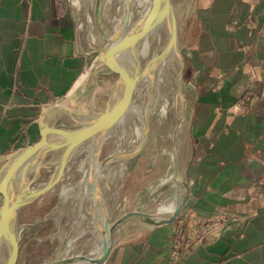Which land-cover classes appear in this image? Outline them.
Returning a JSON list of instances; mask_svg holds the SVG:
<instances>
[{
    "label": "crops",
    "instance_id": "0c3cea01",
    "mask_svg": "<svg viewBox=\"0 0 264 264\" xmlns=\"http://www.w3.org/2000/svg\"><path fill=\"white\" fill-rule=\"evenodd\" d=\"M198 3L199 33L182 78L188 153L180 218L244 220L229 218L216 240L182 247L176 258V221L140 229L115 244L105 264H264V198L251 197L264 178V0ZM81 39L66 0H0V180L9 155L38 142L44 124L61 127L62 102H79L74 111L82 113L105 110L119 76Z\"/></svg>",
    "mask_w": 264,
    "mask_h": 264
},
{
    "label": "rangeland",
    "instance_id": "374dc122",
    "mask_svg": "<svg viewBox=\"0 0 264 264\" xmlns=\"http://www.w3.org/2000/svg\"><path fill=\"white\" fill-rule=\"evenodd\" d=\"M66 1L76 13L78 28L82 35V43H84L87 49H89L88 51L90 52L92 57L97 60L96 54L103 45V37L98 32L94 19V10L90 7V2L88 3L89 0H80V6L78 9L74 6V3H79V0ZM104 2L105 0H102V11ZM171 3L175 12L178 27V37L175 50L176 54L180 57V62L177 63V66L176 64H173L171 66V69L168 71L167 77L169 76V82L167 83L169 85L167 96L170 101L173 99V96L176 93L175 77H177L182 63H185L188 48L195 43L197 35L199 33V22L197 20V12L199 8L198 0H172ZM116 6L117 1L114 0L112 3H108L107 9H105V11H109L111 17H115L117 16V14L114 12ZM102 27L106 37H110L115 33V31L109 30L108 20L103 17ZM183 76L184 74L182 75V78ZM181 82L183 88L184 80L182 79ZM120 93L121 90L116 94V96L118 97ZM184 100L187 103L185 96ZM79 106H81L79 105V102H71V99L62 102V105L60 106L62 117L56 123L61 127L66 126L71 128L85 123L82 121V118L72 116L69 112L70 110H76L75 108ZM186 110L187 107H185V111ZM184 119L185 121H183L180 127V130L178 132L179 134H177L176 136V141L171 143V140L166 136L165 131L161 133L157 131L156 128H154L155 120L153 118L150 123V139L147 143L146 148L138 156L128 159L130 163L126 171L120 173L119 170H115L117 169L116 167L119 164L117 163L109 165V169L107 168L108 170L106 169L103 172V178L101 181L102 194L105 197L108 207L109 225L113 226L123 215L132 211L145 213L148 212L150 215L159 216L157 209L165 198L166 189L165 187H161V190H163V197L162 195H160V198L157 197L152 200L153 195L149 193L148 188L150 187L151 183H153V181H155L157 178L164 175L166 172L171 171V161L168 160V162L166 163L161 152L162 148L169 153H171V151L173 152L174 150L177 151L179 176L180 180H183V188L185 190L183 195H186L187 180L184 175V163L188 153V124L185 117ZM169 124L170 122L167 119L165 121V130L169 129ZM118 131V128L115 129L114 135L106 140L102 149L101 156L99 158V163H102L109 156L116 153V141L118 139L117 134L119 133ZM162 136L165 138V140L161 139ZM87 150L88 149L85 148L83 150V154L75 157L73 155L71 157L69 162L70 164L66 168L60 184L54 190L48 192L41 198L35 200L31 204L18 211L16 219L18 230H20L18 264H44L47 261L55 259V257L59 253L60 248L63 245V241L65 242L71 236L75 235L74 232L77 225H79V231H82L79 232V239H76V241L73 243V247L70 249V251H68V253L75 255L81 254L82 256L89 258L93 256L92 254L94 253L95 249L96 235L95 231L93 230L91 221L86 224L81 221V224L80 217L77 215V213L75 214L70 211L73 198L72 195L70 196L69 194V199H67V197V200L65 199L66 201H62V197L59 194L60 189L63 187V185H76L82 180L83 172L84 174H86L88 162H85L83 156L87 152ZM124 150L130 151L127 146L124 148ZM57 153L59 152H49L44 157L43 167L39 171L38 180L31 185L32 188L43 186L52 178L56 169V164L58 162ZM76 159H78V161H76ZM108 161L106 162V164L111 163ZM26 166V168L20 170L16 174L14 181V194L22 192L25 185L33 178V172L36 168V165L32 162L30 164H27ZM45 181L47 182L44 183ZM181 197L179 203L181 201ZM169 215H161V217H167ZM187 215L189 214H186L183 217H186ZM181 216L182 214L180 212L178 219H180ZM140 223L145 224L142 219L133 217L120 224V226H122V229L120 232L114 234V245L125 237L132 236L141 232L139 231L140 229L145 230L147 227H150H145ZM0 252V254L7 258L8 248L4 243L0 244ZM63 256V254L59 255V257L61 258H65ZM67 256L68 255H66V257ZM79 262L87 263L83 260H78V263ZM0 264H2V262ZM68 264H75V262Z\"/></svg>",
    "mask_w": 264,
    "mask_h": 264
},
{
    "label": "water",
    "instance_id": "95a60500",
    "mask_svg": "<svg viewBox=\"0 0 264 264\" xmlns=\"http://www.w3.org/2000/svg\"><path fill=\"white\" fill-rule=\"evenodd\" d=\"M102 0H96L94 6V19L99 34L103 37V45L97 51L98 61L109 68L113 73L119 76V82L113 88L109 102L105 110L101 113L93 112L82 113L70 110V114L75 117H89L90 119L85 123L79 124L73 128L59 127L44 124L41 131V137L34 145L22 148L9 155L8 161L2 169L3 175L0 180V194L2 196V203L0 204V244L4 243L8 248V254L5 264H18L19 259V242L20 230H18L16 219L19 210L31 204L35 200L41 198L48 192L54 190L62 180L64 172L70 162L71 157L75 151L78 150L88 140H91L97 135L109 132L116 123H118L126 113L130 106L132 93L138 83L145 77L148 71L149 64L145 66L143 72H138L141 63L136 54V49L142 39L151 31L157 28L167 17L172 18L171 34L165 52L175 48L178 27L172 11L170 0H152V4L148 11L142 16L140 22L141 26L135 30L122 34L126 29L127 18L122 24L120 30L115 32L112 36L106 37L102 27ZM139 22V23H140ZM121 37V39H120ZM124 54H130L132 57L135 71L130 72L120 60ZM184 71V64L182 63L177 74V90L181 99H184L182 88V75ZM121 90L120 95L116 94ZM50 136L54 137V141L50 140ZM148 141V132L145 137L143 145L132 152H123L115 157H109L108 162H115L119 160H128L138 156L144 149ZM61 152L55 172L52 178L43 186L32 188L31 185L38 180L39 171L43 167L44 157L49 152ZM34 163L36 168L33 172V178L29 181L22 192L14 194V181L16 174L26 168L27 164ZM172 170L174 179L180 180L177 151H173L172 156ZM92 187L94 193L100 197L98 192V174H94L92 179ZM186 202V195H182L181 201L175 210L167 217L153 216L145 212L132 211L123 215L113 226L109 227V219L106 208L101 203L104 223L103 234L104 245L100 255L97 258L80 256L79 258H61L47 261L45 264H68L76 263L78 260L89 262L90 264H105L114 247L113 233L116 226L124 223L126 220L133 217L142 219L145 224L150 227L171 224L178 219L182 208Z\"/></svg>",
    "mask_w": 264,
    "mask_h": 264
},
{
    "label": "bare ground",
    "instance_id": "6f19581e",
    "mask_svg": "<svg viewBox=\"0 0 264 264\" xmlns=\"http://www.w3.org/2000/svg\"><path fill=\"white\" fill-rule=\"evenodd\" d=\"M113 1L114 0H105V2L103 3L102 17L108 20L109 30L115 32L120 30L122 24L127 18L126 29L123 32L122 37L129 31H131L133 28H135L136 30L141 26L140 20L142 16L148 11V9L152 4V0H116L117 6L114 12L117 14V16L111 17L109 11H105V9H107L108 3H112ZM89 2H90V7L93 8L94 10L96 0H89L88 3ZM171 2L172 0H170V3ZM74 6L78 9L80 6V0L79 3L75 2ZM172 11L176 21L173 6H172ZM171 24H172V18L167 17L157 28H155L153 31H151L148 35H146L142 39L136 51H134L136 52L140 63H142L143 65L140 66L138 72H143L145 70V66H147L148 64L150 67H148V71L146 72L145 77L138 83V85L134 89L129 108L127 109L123 118L118 123H116V125H114V127L109 132L95 136L91 140L85 142L82 146L78 148V150L75 151L74 157L83 154V150L85 148L88 149L83 156L85 162L86 163L88 162V166L86 169L87 172L86 174H84L83 172V177L82 180L80 179L81 180L80 182H78L76 185L73 184L71 185V188L74 186L73 189H71L70 186L68 185H63V187L60 189L59 194L62 197V201L63 200L66 201L72 195L73 197V198L71 197L72 208L70 211L75 214L77 213V215L80 217V223L82 224V222H84L86 224L89 221H91L92 223L93 230L95 231V235H96V244H95L94 253L92 254L93 255L92 258H97L100 255L104 245V238H105L103 234L104 216H103L101 203L106 208L107 213H108V207L106 204L105 197L102 194L101 181L103 178V172L108 168L109 165L119 163L117 167L115 166L117 169L115 168L114 169L117 171L119 170L121 173L126 171L130 163L129 160H119V161H115L114 163L111 162L106 164L108 158L115 157L123 152H132L138 149L141 145H143L147 132H148V141H147L148 143L150 139V123L153 118L155 120L154 128H156V130L161 133L165 131L166 136L171 140V143L176 141V136L177 134H179L178 132L180 130V127L183 121H185L184 117L186 118V112H187V110L185 111L186 102L184 99H181L178 95L177 77H175L176 93L173 96V99L171 97L172 100L170 101L167 96L168 85H169L167 83L169 82L168 81L169 76L167 77L168 71L171 69V66L173 64L174 65L176 64L177 66V63L180 62V57L176 54L175 48H172L168 52H165L171 34ZM120 60L121 63L130 72L135 71V66L133 64L132 57L130 54H124L123 56L120 57ZM95 115L96 113L93 114V116ZM81 118L83 122H86L90 119V116L81 117ZM167 119L169 120L170 124H169V129L165 130L166 128L165 121ZM117 128L119 129L118 131L119 133L117 134L118 139L116 141L117 144L116 153L109 156L102 163H99V158L101 156L102 149L106 140L110 138L112 135H114L115 129ZM161 139L165 140L163 136ZM147 143L145 144L144 149L146 148ZM126 146L129 148L130 151L124 150ZM61 152L62 151L57 153V160H59L61 156ZM161 152L162 155L164 156L166 163L168 162V160L171 161L170 162L171 171L166 172L164 175L157 178L155 181H153V183H151L150 187L148 188L149 193L153 195L152 200L162 195L163 190H161L162 189L161 187H165L166 189L165 198L163 199L161 205H159L157 209L160 217L161 215L171 214L178 206L180 197L185 192L183 188V180L182 179L176 180L174 179L173 176V170H172L173 152L171 151V153H169L163 148L161 149ZM76 161H78V159H76ZM96 173L98 174V192L100 194V197H98L94 193L92 187V179L94 174ZM46 182L47 181H45L44 183ZM146 213L149 214L148 212ZM140 224L145 227L148 226L147 224L144 223H140ZM108 226L111 227L112 225H109L108 223ZM78 227L79 225L75 227L76 229L74 232L75 235L71 236L70 238L68 237L69 239L67 241L65 242L63 241V245L60 248L59 253L55 257V259H57L60 254H63L64 255L63 257L65 258H73V257L79 258L80 256H82L81 254L75 255L68 253V251H70V249L73 247L74 245L73 243L76 241V239H79L78 238L80 236L79 232L82 230L79 231ZM121 229L122 226H118L113 233V237L114 234L120 232ZM66 255L68 256L66 257ZM1 262L2 264H5L6 262V257L3 256L2 254H0V263ZM77 263L78 262H76L75 264ZM78 264H90V263L79 262Z\"/></svg>",
    "mask_w": 264,
    "mask_h": 264
},
{
    "label": "built area",
    "instance_id": "2783aa9c",
    "mask_svg": "<svg viewBox=\"0 0 264 264\" xmlns=\"http://www.w3.org/2000/svg\"><path fill=\"white\" fill-rule=\"evenodd\" d=\"M252 83L253 80H250V84ZM252 189V198H264V178L256 180ZM229 218L236 223H241L244 220L241 217L225 215H214L207 218L191 216L189 218L176 219L175 258L179 255V250L182 247L192 250L199 245L209 244L216 240L220 232L225 228V222Z\"/></svg>",
    "mask_w": 264,
    "mask_h": 264
},
{
    "label": "flooded vegetation",
    "instance_id": "af4514ba",
    "mask_svg": "<svg viewBox=\"0 0 264 264\" xmlns=\"http://www.w3.org/2000/svg\"><path fill=\"white\" fill-rule=\"evenodd\" d=\"M72 185V184H71ZM71 185H69L70 186V188H71ZM74 187V186H73ZM73 187L71 188V189H73Z\"/></svg>",
    "mask_w": 264,
    "mask_h": 264
}]
</instances>
